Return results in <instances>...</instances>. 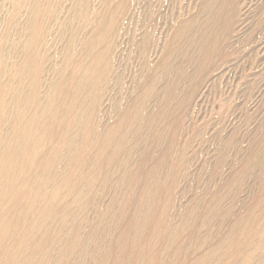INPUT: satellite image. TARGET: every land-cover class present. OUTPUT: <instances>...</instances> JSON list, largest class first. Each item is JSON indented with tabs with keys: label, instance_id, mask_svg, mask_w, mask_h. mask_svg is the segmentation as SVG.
<instances>
[{
	"label": "rangeland",
	"instance_id": "rangeland-1",
	"mask_svg": "<svg viewBox=\"0 0 264 264\" xmlns=\"http://www.w3.org/2000/svg\"><path fill=\"white\" fill-rule=\"evenodd\" d=\"M0 264H264V0H0Z\"/></svg>",
	"mask_w": 264,
	"mask_h": 264
}]
</instances>
